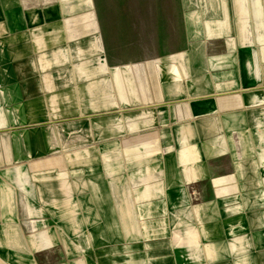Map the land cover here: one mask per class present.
<instances>
[{"label": "crops", "instance_id": "obj_1", "mask_svg": "<svg viewBox=\"0 0 264 264\" xmlns=\"http://www.w3.org/2000/svg\"><path fill=\"white\" fill-rule=\"evenodd\" d=\"M203 6L138 58L0 0V264H264V0Z\"/></svg>", "mask_w": 264, "mask_h": 264}, {"label": "rangeland", "instance_id": "obj_2", "mask_svg": "<svg viewBox=\"0 0 264 264\" xmlns=\"http://www.w3.org/2000/svg\"><path fill=\"white\" fill-rule=\"evenodd\" d=\"M209 0H95L99 23L117 54L142 58L179 46L180 18ZM205 7V6H203Z\"/></svg>", "mask_w": 264, "mask_h": 264}]
</instances>
